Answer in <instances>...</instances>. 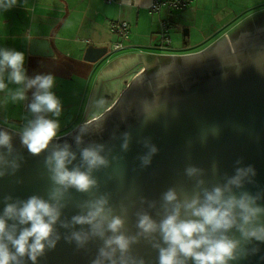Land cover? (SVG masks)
Returning <instances> with one entry per match:
<instances>
[{"label": "clouds", "instance_id": "1", "mask_svg": "<svg viewBox=\"0 0 264 264\" xmlns=\"http://www.w3.org/2000/svg\"><path fill=\"white\" fill-rule=\"evenodd\" d=\"M18 2L0 0V10L7 11ZM26 59L23 51L0 48V92L5 93L6 103H19L28 101L29 91L34 89L31 101L27 103L33 118L15 133L21 148L32 156L43 155L50 185L46 196L32 194L20 198L9 194L0 199L3 203L0 211V264H39L40 258L54 250L62 238L74 242L78 249L98 240L100 243L91 264H146L143 257L133 255V246L140 243L141 238L157 250L158 264H239L260 254L261 245H264V204L260 201L264 194L246 190V184L255 183L257 170L252 164L244 165L243 158L235 161L234 173L225 174L223 183L210 186L204 179L205 169L188 164L183 175L192 182V191H186L181 185L169 187L160 196V218H154L147 210H137V231L130 233L127 206L121 204L118 210L112 194L100 192L101 182L96 175L112 168L113 161L122 157L113 156V149L103 142L90 141L80 147L78 153L72 144L60 142L58 118L63 104L53 91L55 74L29 77ZM235 72L238 75L240 68ZM170 74L171 69L163 66L153 73L158 81L162 75L167 76V81L158 87L168 86ZM228 74L223 71L225 77ZM95 107L103 111L104 99L97 100ZM167 112V102L156 97L152 103L142 106V119L139 118L138 122L146 125ZM121 119L127 118L122 116ZM106 125L107 115L85 122L77 129L75 144L83 145L85 135L102 136ZM209 133L218 136L219 126L204 130L201 143L207 142ZM14 139L13 131L0 127V178L14 176L22 167L24 157L17 153ZM132 139L131 132L121 134L122 152L129 151ZM141 142L146 149L138 157L143 169L152 164L160 148L151 138H144ZM212 171H218L215 162ZM73 193L86 198L75 204L78 211L66 219L63 218L64 210L72 201ZM142 202L146 201L142 199ZM149 206L155 207V202ZM60 228L73 231L62 236Z\"/></svg>", "mask_w": 264, "mask_h": 264}, {"label": "water", "instance_id": "2", "mask_svg": "<svg viewBox=\"0 0 264 264\" xmlns=\"http://www.w3.org/2000/svg\"><path fill=\"white\" fill-rule=\"evenodd\" d=\"M252 25L223 36L193 53L146 55L144 67L148 70L134 76L104 113L85 121H96L107 115L106 130L102 136L85 135L84 144L77 146L74 136L85 122L58 135L61 143L67 141L72 144L77 153L80 147L97 141L108 144L113 149V156L122 157L113 161L112 168L101 170L96 175L101 182L100 192H110L118 210L121 204L127 206L130 233L137 231V210H147L154 218H160V196L169 187L181 185L186 191H192V182L183 175L188 164L205 169L204 179L210 186L223 183L225 174L234 173L235 161L243 158L244 165L252 164L257 170L255 183L246 184V190L264 194V22ZM188 35L189 29H186L184 41ZM46 41L31 39V54L49 57L57 54L55 45L49 42L48 46ZM36 47L42 50L39 52ZM107 52V46L89 44L83 60L95 63ZM44 64L36 74L57 75L54 71L62 69L66 70L62 76L68 77L71 72L66 64L72 66L74 63L50 59ZM162 66L171 69V81L167 87H158V84L167 81L166 75H162L159 81L153 77V73ZM237 68H240L238 75L235 72ZM223 71L229 73L227 77ZM33 76L29 74V77ZM141 80L142 83H138ZM32 91L34 89L28 93V102L31 101ZM156 97L167 102L168 112L161 113L146 125L138 122L139 118L142 119V106L152 103ZM122 116L127 119L122 120ZM214 125L219 126L220 134L212 136L209 133L207 142L201 143V133ZM0 127L13 131L17 153L24 157L16 175L0 178V199L9 194L20 198L32 194L46 196L50 181L43 155L32 156L21 148L15 133L19 130L3 124ZM126 131L132 133L133 139L129 151L122 152L120 136ZM144 138H151L160 151L154 156L152 164L142 169L138 157L146 151L141 142ZM213 162L218 165L216 173L212 171ZM85 198L73 193L63 218L70 219L78 211L75 204ZM152 202H155V207L149 206ZM260 203L264 204V199ZM2 209L3 203H0V211ZM59 231L63 236L73 229L60 228ZM156 240L159 241L158 236ZM99 243L93 240L85 248L78 249L74 242L69 243L62 238L54 250L40 258L39 264H91ZM133 255L143 257L146 264H158L157 250L143 238L133 246ZM262 256L264 245H261L259 255L239 264H264Z\"/></svg>", "mask_w": 264, "mask_h": 264}, {"label": "crops", "instance_id": "3", "mask_svg": "<svg viewBox=\"0 0 264 264\" xmlns=\"http://www.w3.org/2000/svg\"><path fill=\"white\" fill-rule=\"evenodd\" d=\"M199 1L201 0L196 1L197 3L193 8L194 10H202L198 4ZM216 1L214 0L212 7L217 6ZM220 1H228L233 4L232 7L227 10L232 16H225L227 19L226 21H220L221 25L211 24L208 27V31H202L199 37L203 40H209V43L217 40L213 38L218 32L217 30L222 32L220 38L229 36L234 34V32L240 28L241 24H243V26L248 25L255 22L259 16L264 15L263 10L261 12L258 11L264 6V0H218L217 3ZM240 1L242 5L245 6V9L241 12H237L235 10L239 7L238 3H240ZM152 2L153 0H19L16 6L7 11L1 10V13H8V15H6L8 19L5 21L9 23H14V15L16 14L22 15V21L27 18L28 24L21 33V36H28L29 39H38L42 40V42L47 40L48 46L49 42H52L55 45L57 54H60V57H64L65 60L73 63H85L83 60L85 51L82 50L86 45L94 44L96 46L108 47L107 41L116 40L117 36L114 34L116 32L111 28L112 22L128 21L131 25V30H133L132 36L128 34L124 39L118 36L121 39L120 41L123 42V46L125 45L123 40H129L127 52L116 55V58L104 60L105 62H100V64H97V62L96 64L91 63V66L85 68L86 71L84 75L86 76L96 72L97 67L98 69L101 68L100 75L105 78L102 80L103 83L101 82L100 86L104 89L109 82H114L119 78V75L123 74L121 73L122 70L119 71V69H121L120 66H130L124 67L123 70L125 72L123 78L128 81V78H130V73L128 72L132 67L137 66L143 69L146 55H166L161 52H156L170 45V31L174 21L180 22L181 17L188 16V14L185 13L173 17L169 10H165V12L162 11L150 17L149 9H151ZM202 3H204V7L209 5L207 2ZM226 4L227 3H225V5ZM190 7L183 12H186ZM250 10L253 11L251 12ZM241 15L243 18L238 19ZM158 17H160L161 20H165L169 26V41L165 43H160L162 26L155 28L156 23L150 21V18L158 20ZM140 24H142V27H139ZM228 26H230V28L227 29ZM128 32L130 33V29ZM15 34L16 33H14V35ZM190 34L189 30V35ZM188 36L185 37V43H188ZM30 48L31 42L29 44L28 56H33V59L37 62L39 59L34 56L39 54H31ZM35 50L40 52L42 48L36 47ZM44 50L46 51L47 49L44 48ZM117 67L119 68L115 69L112 74L106 73V71H112L113 68ZM117 82H119V80H117ZM106 93L114 97L116 95V89ZM114 100L115 99H108L109 103L105 108L113 103Z\"/></svg>", "mask_w": 264, "mask_h": 264}, {"label": "rangeland", "instance_id": "4", "mask_svg": "<svg viewBox=\"0 0 264 264\" xmlns=\"http://www.w3.org/2000/svg\"><path fill=\"white\" fill-rule=\"evenodd\" d=\"M196 1L194 0L190 7L186 12L185 11L188 7L184 9H176V10H170L166 6L162 7V9H157L153 10L152 8L149 9V14L150 17L154 14H159L162 11H170L172 13L173 17H176L178 15H183L185 13L188 14V16H183L181 17V21L177 22L176 20L171 26V43L169 46H165L162 49H159V52L156 53H164V54H184V53H193L196 51H199L203 49L204 47H207L210 45L209 40H203L202 38L199 37V35L202 33V31H208V27L211 24H216V25H221L220 21L225 20V16L231 17L232 14H229L227 11L232 7V3L228 1L224 2H219L216 4V7H212V4L214 0H201L202 2H207L209 5L204 7V3L199 1V6L202 8V10H194V6L196 5ZM225 3H227L225 5ZM152 6V4H151ZM229 6V7H228ZM238 8L237 12H241L245 9V6L242 5V2L238 3ZM228 7V8H227ZM235 9V8H234ZM264 11V6H262L258 11ZM251 12L253 10H250ZM0 10V48H9V49H15L18 51H23L26 55V64L28 63V49H29V44L30 40L28 36H21L22 32L24 29L27 27L28 21L27 18L22 21L23 17L22 15H14L15 21L14 23H9L5 21L8 13L3 12ZM250 12V13H251ZM264 13V12H263ZM262 13V14H263ZM243 16H239L238 19H242ZM237 19V20H238ZM151 22L156 23V27H161V23L163 20H161L160 17H158V20H153L150 18ZM161 21V22H160ZM128 23V21H126ZM130 23H128V31L130 29V33L128 32L129 35L132 36L133 30H131V25L129 28ZM135 25V24H133ZM243 24L240 25V29L242 28ZM139 27H142V24L139 25ZM162 28V27H161ZM230 28V26L227 27V29ZM186 29L190 30V35L188 36V43L184 42V31ZM112 30V29H111ZM113 31V30H112ZM217 34L213 36L214 39H219L221 36L219 30H217ZM115 32V31H114ZM14 33H16L14 35ZM117 37L116 40H121L124 39L120 37L118 33H114ZM121 38H119V37ZM162 36V34H161ZM127 37V36H126ZM116 40H111L107 41L108 43V48L110 49L101 59L97 61V64H100V62H103L104 60H109L110 58H116L118 54L126 53L127 52V45L129 44V40H123L125 45L124 49H120L118 51L113 50L111 44L116 41ZM164 43L166 41H163V37H161L160 43ZM209 43V44H208ZM208 44V45H207ZM207 45V46H206ZM83 47L82 51H85L86 47ZM83 53V52H81ZM80 53V55H81ZM101 60V61H100ZM105 62V61H104ZM96 64V62H95ZM130 67L129 65L126 66H120V70H124V67ZM113 68L112 71H106V73L112 74L115 69ZM142 72V71H141ZM140 72V73H141ZM101 73V68L98 69L97 71L86 76L84 74L78 75H72L71 77L68 78H59L56 77V85L53 89V91L56 93V95L61 99V102L63 104V111L61 116L58 118L60 121V129L58 131V135L66 133L73 129L75 126H79L81 123L85 122L86 120H89L93 117H98L102 113L105 112L106 110V105H108V99H115L114 102L116 101V98L120 95V93L125 89V87L131 82L133 79V74H129L128 81L125 83V80L117 82L115 80L114 82L111 81L107 84V86L102 89L100 86L102 80L105 77H102L100 75ZM124 73V72H121ZM5 75V81L7 82V73ZM136 76V75H135ZM103 83V82H102ZM11 88H15L16 85H9ZM114 89H116V95L113 97L111 94H108L106 92H111ZM5 93L0 92V122L5 123V125L10 126L14 129H19L21 130L22 127L25 125L28 119H32V113L29 112V110L26 109V102H19V103H12V102H5ZM104 99L105 101V107L103 111H98L95 107V102L97 100ZM112 104V103H111ZM110 104V105H111ZM51 115V114H50ZM56 119L55 117H52ZM17 120H23V124H18L16 123Z\"/></svg>", "mask_w": 264, "mask_h": 264}, {"label": "flooded vegetation", "instance_id": "5", "mask_svg": "<svg viewBox=\"0 0 264 264\" xmlns=\"http://www.w3.org/2000/svg\"><path fill=\"white\" fill-rule=\"evenodd\" d=\"M264 15H262L261 17H259L254 23H253V25H252V27L253 26H257V25H260L261 23H263L264 21ZM263 21V22H262ZM252 27H249V28H252ZM114 30V29H113ZM115 31V30H114ZM116 32V31H115ZM117 33V32H116ZM120 37H122V36H120ZM126 37V36H125ZM125 37H122V38H125ZM117 42H121V43H123L122 41H120V40H118V41H115V42H113L112 44H111V46H112V48H113V50H116V51H118V50H122L123 49V44H122V47H119V48H114V44L115 43H117ZM165 43V42H164ZM108 50H110L109 48H108ZM167 55V54H166ZM34 57H36V58H38L39 60L36 62L34 59H33V56L31 57V56H28V63L25 65V67L27 68V73H28V75L30 74H33V75H36V73L38 72V70H39V68L42 66V65H45L44 64V61H46V60H50V59H53V60H56V61H62V62H66L67 60H65V58L64 57H60V54H55V55H53V56H51V57H49V56H46V55H44V54H39V55H37V56H34ZM166 57V56H165ZM89 64V65H88ZM87 66L89 67V66H91V63H89V62H86L85 61V63H77V62H74V64L72 65V66H68V64H66V67L67 68H70V74L68 75V77H71L73 74L74 75H79L80 76V74H85L84 72L86 71V69L85 68H87ZM42 67H44V66H42ZM80 68V69H79ZM50 70V69H49ZM144 70H148V68L147 67H144L143 69H142V67H140V68H138L137 66L135 67H132V69L128 72V73H131V74H133V76H135V75H137L138 73H140L141 71H144ZM54 72H56L57 73V75H55V77H59V78H68V77H63L62 75H65L66 74V70H62V69H56ZM122 72H124V71H122ZM125 73V72H124ZM124 73L123 74H121V75H119V78L118 79H120V81H122L123 82V80H125V82L127 81L126 79H124L123 78V75H124ZM27 103H28V101H27ZM110 106V105H109ZM26 109L28 110V107H27V104H26ZM48 115H50V114H48ZM31 118H33V115L31 116ZM18 122V124H23L24 123V121L23 120H17L16 121V123ZM0 124H3V125H5V123H2V122H0ZM7 126V125H6ZM10 127V126H9ZM12 128V127H11ZM17 130H19V129H17Z\"/></svg>", "mask_w": 264, "mask_h": 264}, {"label": "built area", "instance_id": "6", "mask_svg": "<svg viewBox=\"0 0 264 264\" xmlns=\"http://www.w3.org/2000/svg\"><path fill=\"white\" fill-rule=\"evenodd\" d=\"M194 0H153L151 8L153 10L162 9V7H167L170 10L176 9H184L188 7ZM161 34L163 37V41H169L168 23L163 20L161 23ZM112 28L122 37L128 35V23L126 21L122 22H112ZM122 47L121 42H117L114 44V48Z\"/></svg>", "mask_w": 264, "mask_h": 264}, {"label": "bare ground", "instance_id": "7", "mask_svg": "<svg viewBox=\"0 0 264 264\" xmlns=\"http://www.w3.org/2000/svg\"><path fill=\"white\" fill-rule=\"evenodd\" d=\"M261 16H262V15H261ZM261 16H259V17H261ZM259 17H258V18H259ZM252 23H254V22H252ZM252 23H250V24H248V25H245V26H242V28H241V29H244V28H246L247 26L251 25ZM238 29H240V28H238ZM238 29H237V30H238Z\"/></svg>", "mask_w": 264, "mask_h": 264}, {"label": "trees", "instance_id": "8", "mask_svg": "<svg viewBox=\"0 0 264 264\" xmlns=\"http://www.w3.org/2000/svg\"><path fill=\"white\" fill-rule=\"evenodd\" d=\"M111 28H112V23H111ZM113 29V28H112Z\"/></svg>", "mask_w": 264, "mask_h": 264}]
</instances>
